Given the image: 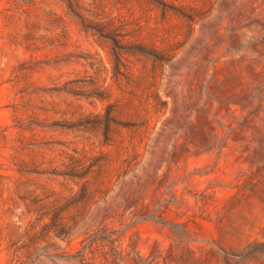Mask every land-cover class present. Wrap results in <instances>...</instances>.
I'll return each instance as SVG.
<instances>
[{"label":"rangeland","instance_id":"374dc122","mask_svg":"<svg viewBox=\"0 0 264 264\" xmlns=\"http://www.w3.org/2000/svg\"><path fill=\"white\" fill-rule=\"evenodd\" d=\"M0 264H264V0H0Z\"/></svg>","mask_w":264,"mask_h":264}]
</instances>
